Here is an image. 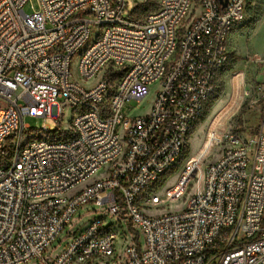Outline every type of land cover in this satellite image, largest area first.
I'll return each instance as SVG.
<instances>
[{
    "label": "built area",
    "instance_id": "obj_1",
    "mask_svg": "<svg viewBox=\"0 0 264 264\" xmlns=\"http://www.w3.org/2000/svg\"><path fill=\"white\" fill-rule=\"evenodd\" d=\"M245 10L246 0H0V264H264L262 131L201 163L180 211L146 213L190 184L159 198ZM149 97L146 114L122 115ZM65 108L66 130L31 136L23 124L59 123ZM124 224L143 246L123 241Z\"/></svg>",
    "mask_w": 264,
    "mask_h": 264
},
{
    "label": "rangeland",
    "instance_id": "obj_2",
    "mask_svg": "<svg viewBox=\"0 0 264 264\" xmlns=\"http://www.w3.org/2000/svg\"><path fill=\"white\" fill-rule=\"evenodd\" d=\"M128 3V9H130L131 3ZM32 5L36 7V2H33ZM24 10L30 14V4L25 5ZM227 52L228 62L219 74L215 82L214 94L206 105V107L208 105L211 107L204 119L198 121L191 129L186 142L187 157L180 162L177 171L165 177L162 187L158 191L159 198H165V189L173 188L176 185L177 176L189 164H191L189 177L184 188L178 193L183 192L187 183L190 184L186 192L181 193L183 196L176 204L164 206L153 212L147 211L146 213L149 215L180 211L195 187L198 167L201 163L205 165L217 159L221 150L228 147L229 138L241 143L245 140L255 139L259 131L264 132V0H246L244 20L230 34ZM75 70L74 65L73 72ZM94 82L95 80H92L89 84ZM150 102V97L142 103L130 100L123 105L121 113L127 117L144 115L148 112ZM63 111V119L59 123H55L51 119L25 118L23 124L30 128L31 136L39 135L43 129L50 132L57 129L66 130L69 127L71 110L65 108ZM223 111L227 113V120L219 126L215 133L211 134L208 152H201V144L209 136L212 122ZM219 141H221L220 144ZM217 144L219 145L217 146ZM178 181L180 182V180ZM85 210L87 208H83L78 214H83ZM88 219L89 217H84L77 226L83 225ZM123 228L126 235L123 241L126 244L131 242L132 236L136 238L139 235L138 242L141 246L144 245V237L138 229L133 231L126 224ZM120 232L122 231L120 230ZM63 237L62 233L54 242V246ZM59 250L57 249L55 253H58Z\"/></svg>",
    "mask_w": 264,
    "mask_h": 264
},
{
    "label": "bare ground",
    "instance_id": "obj_3",
    "mask_svg": "<svg viewBox=\"0 0 264 264\" xmlns=\"http://www.w3.org/2000/svg\"><path fill=\"white\" fill-rule=\"evenodd\" d=\"M227 118H228L227 113H224V111L222 113H220L218 116H216V118L214 119V121L212 122V125L210 127L209 136L206 138L205 142L201 144V147H200L201 152H203V153L208 152L211 134L215 133L219 129V126L223 122H225L227 120ZM190 169H191V164H189L188 166H185L183 171L180 173V175L177 176L178 178L176 180L177 181L180 180V185L178 186V188L176 190L173 191V193L177 194L178 191H180L184 188L185 182L187 181V179L189 177ZM171 191H172V187L165 189V193L171 192Z\"/></svg>",
    "mask_w": 264,
    "mask_h": 264
},
{
    "label": "trees",
    "instance_id": "obj_4",
    "mask_svg": "<svg viewBox=\"0 0 264 264\" xmlns=\"http://www.w3.org/2000/svg\"><path fill=\"white\" fill-rule=\"evenodd\" d=\"M146 10H148V7H145V8L143 9V12H145ZM210 107H211L210 105H208L207 107H205L206 109L204 110L203 115H202V117L199 119V121H202V120L204 119V117L206 116V114H207V112H208V109H209ZM187 149H188V148H187V146H186V149H185V152H184V154H183V157H182L181 161L184 160V159H186V157H187V152H188ZM179 166H180V163H179L178 165H176L171 171H169V172L163 177V179L159 182V186H162V184H163V180L165 179V177H168V176L172 175L175 171L178 170Z\"/></svg>",
    "mask_w": 264,
    "mask_h": 264
},
{
    "label": "water",
    "instance_id": "obj_5",
    "mask_svg": "<svg viewBox=\"0 0 264 264\" xmlns=\"http://www.w3.org/2000/svg\"><path fill=\"white\" fill-rule=\"evenodd\" d=\"M218 1L222 5V8H224L226 5V0H218Z\"/></svg>",
    "mask_w": 264,
    "mask_h": 264
},
{
    "label": "crops",
    "instance_id": "obj_6",
    "mask_svg": "<svg viewBox=\"0 0 264 264\" xmlns=\"http://www.w3.org/2000/svg\"><path fill=\"white\" fill-rule=\"evenodd\" d=\"M230 37V36H229ZM228 42H229V38H228Z\"/></svg>",
    "mask_w": 264,
    "mask_h": 264
}]
</instances>
